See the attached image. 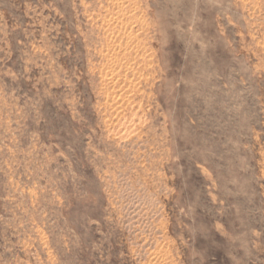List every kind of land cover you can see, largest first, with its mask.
<instances>
[{
	"label": "rangeland",
	"instance_id": "obj_1",
	"mask_svg": "<svg viewBox=\"0 0 264 264\" xmlns=\"http://www.w3.org/2000/svg\"><path fill=\"white\" fill-rule=\"evenodd\" d=\"M0 264H264V0H0Z\"/></svg>",
	"mask_w": 264,
	"mask_h": 264
},
{
	"label": "bare ground",
	"instance_id": "obj_2",
	"mask_svg": "<svg viewBox=\"0 0 264 264\" xmlns=\"http://www.w3.org/2000/svg\"><path fill=\"white\" fill-rule=\"evenodd\" d=\"M136 46V45H135ZM138 52V51H137ZM123 71V70H122Z\"/></svg>",
	"mask_w": 264,
	"mask_h": 264
}]
</instances>
